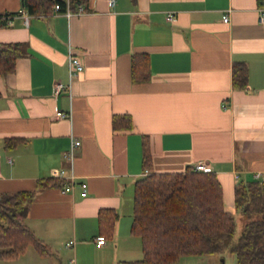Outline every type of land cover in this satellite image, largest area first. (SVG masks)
<instances>
[{
    "label": "crops",
    "instance_id": "crops-1",
    "mask_svg": "<svg viewBox=\"0 0 264 264\" xmlns=\"http://www.w3.org/2000/svg\"><path fill=\"white\" fill-rule=\"evenodd\" d=\"M69 2V15L29 14L21 0H0V14H13L9 24L0 19V42L21 44L13 71L0 74V192L33 191L25 222L49 247L44 255L27 247L19 264L140 258L129 192L146 173L206 162L228 210L238 181L264 179V0ZM79 4L83 12L74 13ZM141 53L149 75L133 81L132 56ZM70 54L83 66L74 74ZM235 61L247 67L243 87L232 83ZM56 81L64 87L54 94ZM114 115L129 116L130 126L127 117L114 125ZM46 179L55 183L37 184ZM101 209L117 213L111 234L99 224ZM213 254L171 264H216Z\"/></svg>",
    "mask_w": 264,
    "mask_h": 264
},
{
    "label": "trees",
    "instance_id": "trees-1",
    "mask_svg": "<svg viewBox=\"0 0 264 264\" xmlns=\"http://www.w3.org/2000/svg\"><path fill=\"white\" fill-rule=\"evenodd\" d=\"M55 3L61 9L65 0H21L29 14H46L53 11ZM13 14H0L6 18ZM19 42H0V74L14 69L20 54ZM149 75L146 55L133 54L131 78L145 80ZM247 67L242 61L232 66V83L243 87ZM126 126H130V117ZM15 138H7V142ZM17 140V139H16ZM147 137H143V165L148 166L150 155ZM55 183L50 179L37 184ZM32 190L0 192V259H13L29 245L44 255L49 247L35 236L25 222L27 205ZM234 208L246 220L233 241L236 226L232 211L225 208L222 187L214 171L195 170L186 166L180 172H150L138 177L133 188L131 231L141 239L140 258L119 260L114 264H171L184 255H206L228 250L235 256L236 264H264V179L240 180L234 186ZM117 213L101 209L99 224L111 234Z\"/></svg>",
    "mask_w": 264,
    "mask_h": 264
},
{
    "label": "built area",
    "instance_id": "built-area-1",
    "mask_svg": "<svg viewBox=\"0 0 264 264\" xmlns=\"http://www.w3.org/2000/svg\"><path fill=\"white\" fill-rule=\"evenodd\" d=\"M115 2V0H109L110 5H113ZM53 11L58 12V11H62L65 12L67 15L72 14L73 12L70 10V2L69 0H65V7L63 9H61L59 3H55L54 7H53ZM83 12V6L81 4H79L77 6V9L75 10L74 13H80ZM166 18L168 20H173V14L171 12L167 13ZM221 19L223 22H227L229 20V10L225 11L222 13L221 15ZM258 21L264 25V6H259L258 8ZM6 23L9 24L11 23V17H7L6 18ZM68 64H69V70L71 74H74L76 72H79L82 70L83 66L82 63L79 61L78 57L75 56L74 54H70L68 57ZM64 87V84H62L60 81H56L54 82V86H53V92L54 94L59 93V91ZM68 114L64 111L61 110H57L55 112V117H65ZM79 143V140L75 139L72 141L71 143V148L74 145H77ZM71 148L69 153H71ZM6 160L8 162L11 161V158L9 156L6 157ZM193 168L195 170H201V171H210L211 167L208 163L203 162V161H198L196 163H194ZM255 176L257 177L258 174H255ZM80 188H81V194L85 195L87 193V185L84 181L80 182ZM70 189V186H65L64 188H62V191H67ZM73 242V240H68L66 242V245H70ZM106 242V237L103 234H99L98 236H96V243L99 245H102Z\"/></svg>",
    "mask_w": 264,
    "mask_h": 264
},
{
    "label": "rangeland",
    "instance_id": "rangeland-1",
    "mask_svg": "<svg viewBox=\"0 0 264 264\" xmlns=\"http://www.w3.org/2000/svg\"><path fill=\"white\" fill-rule=\"evenodd\" d=\"M131 195L133 193V187H130V192ZM234 216H235V220H236V226H235V231H234V235H233V241L236 240V238L238 237L241 228H242V224L243 222L246 220V217L244 215H242L240 213V211H238L236 208H231L230 209ZM28 248H34V246L29 245ZM212 256H214V258H216V264H231L230 263V257H232L230 252H227L225 250L218 252V253H214ZM0 264H19V256H17L16 258L13 259H0Z\"/></svg>",
    "mask_w": 264,
    "mask_h": 264
}]
</instances>
